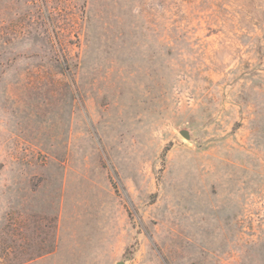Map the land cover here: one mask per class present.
I'll return each mask as SVG.
<instances>
[{
    "label": "rangeland",
    "instance_id": "1",
    "mask_svg": "<svg viewBox=\"0 0 264 264\" xmlns=\"http://www.w3.org/2000/svg\"><path fill=\"white\" fill-rule=\"evenodd\" d=\"M0 264H264V0H0Z\"/></svg>",
    "mask_w": 264,
    "mask_h": 264
},
{
    "label": "water",
    "instance_id": "2",
    "mask_svg": "<svg viewBox=\"0 0 264 264\" xmlns=\"http://www.w3.org/2000/svg\"><path fill=\"white\" fill-rule=\"evenodd\" d=\"M180 135L186 139V140H189V133L187 131H181L180 132Z\"/></svg>",
    "mask_w": 264,
    "mask_h": 264
}]
</instances>
